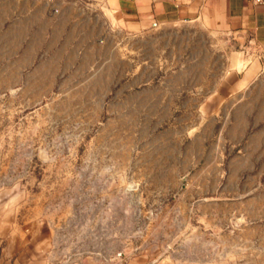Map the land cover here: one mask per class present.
<instances>
[{"label":"rangeland","instance_id":"374dc122","mask_svg":"<svg viewBox=\"0 0 264 264\" xmlns=\"http://www.w3.org/2000/svg\"><path fill=\"white\" fill-rule=\"evenodd\" d=\"M1 233L11 264H264V47L0 0Z\"/></svg>","mask_w":264,"mask_h":264},{"label":"crops","instance_id":"0c3cea01","mask_svg":"<svg viewBox=\"0 0 264 264\" xmlns=\"http://www.w3.org/2000/svg\"><path fill=\"white\" fill-rule=\"evenodd\" d=\"M112 19L131 34L160 24H195L214 36L239 38L264 47V4L248 0H96ZM247 52V51H246ZM236 57L232 67L239 65ZM249 62L239 69L249 68ZM6 235L0 234V264H11ZM126 264H134L128 261Z\"/></svg>","mask_w":264,"mask_h":264},{"label":"built area","instance_id":"2783aa9c","mask_svg":"<svg viewBox=\"0 0 264 264\" xmlns=\"http://www.w3.org/2000/svg\"><path fill=\"white\" fill-rule=\"evenodd\" d=\"M248 1H250V2H252V3H254V4H257V5H262V4H264V0H248Z\"/></svg>","mask_w":264,"mask_h":264}]
</instances>
